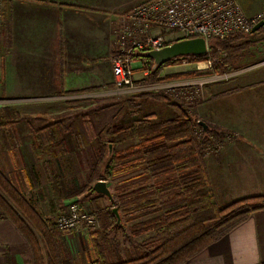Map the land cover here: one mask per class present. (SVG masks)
I'll return each mask as SVG.
<instances>
[{"label":"crops","instance_id":"1","mask_svg":"<svg viewBox=\"0 0 264 264\" xmlns=\"http://www.w3.org/2000/svg\"><path fill=\"white\" fill-rule=\"evenodd\" d=\"M143 1L2 0L0 95L23 100L21 104L34 102L43 108L33 111L39 114L29 119L40 124L38 129L50 126L56 140L64 138L53 125L55 102L81 103L70 98L92 93L84 92L88 89L112 85L110 60L116 53L114 37L119 16ZM236 1L250 12L247 15L264 10V0ZM254 69L238 78L211 85L204 103L194 111L199 119L206 118L204 122L217 126L222 133L221 145L217 147L216 143L215 149L205 157L211 186L222 204L264 194V64ZM144 102L151 108L149 114H154L155 120L175 116L174 109L163 101L146 97L140 105ZM28 120L20 130L18 119L16 128L8 131L7 145L0 144V169L41 216L49 217L59 209L51 194V170L54 165L57 168L56 164H62L51 158L55 152L46 142L41 150H36L38 154L44 151L42 158L27 163L25 154L30 150L17 143L19 138L31 139L36 135ZM82 229L85 231L80 225L65 231L63 236L75 235ZM115 231H109L107 238L114 239ZM104 233L105 230L101 237ZM115 244L114 258L110 254L111 244L102 248L103 260L107 263L127 260L137 253L130 242ZM61 252L62 264H94L95 261L91 249L74 257L61 243ZM0 264H31L29 245L6 219L0 220ZM184 264H264V209L252 212L227 235Z\"/></svg>","mask_w":264,"mask_h":264},{"label":"trees","instance_id":"2","mask_svg":"<svg viewBox=\"0 0 264 264\" xmlns=\"http://www.w3.org/2000/svg\"><path fill=\"white\" fill-rule=\"evenodd\" d=\"M262 30L261 27L256 32ZM243 38L244 34L240 33L225 39L209 38L206 55L178 56L156 68H153V60L145 53L134 55L132 59L140 62L138 69L145 73V76L139 81L136 80V83L158 82L162 69L167 65L179 63L182 58L190 61L212 58L218 65H225L229 70L230 55L243 48L242 44L234 43ZM222 51L225 52L224 57L221 56ZM97 90L100 89H88L84 92ZM186 92L189 93L190 90L187 89ZM146 97L167 103L174 109L175 116L155 120L153 114H146L132 118L131 113L137 111L141 100ZM126 100L129 117L125 116L121 124L127 125L122 127V125L110 124L106 132L110 138H113L116 133L123 131L125 140H136V142L127 152H123L113 150V147L110 150L109 142L99 141V145L94 149L95 158L92 159L90 170L102 167L98 180L105 181L116 173L129 174L134 170H140L143 174L149 173L154 179L162 176L163 182L157 184L155 190L158 194L161 192L168 194L164 200H160L153 197L155 190L147 191L144 190V186H135L133 197L128 200L123 199L120 193L111 192L112 199L108 198L110 208L102 215L104 222L110 227L85 229L89 233L90 248L95 258L94 264H184L199 256L207 246L227 235L252 212L264 209V195L243 197L225 205L217 203L205 163V155L215 149L216 143L221 141L222 133L219 128L208 123L206 129L200 126L198 122L201 119L184 106L185 101H181L178 95L164 91L141 92L129 95ZM3 116L5 121L0 122V133L5 137L9 130H14V112L9 107L4 108ZM49 127L32 129L36 134L35 148L40 147L44 142L51 147H55L56 144L64 147L63 141L56 142L55 138L53 139L54 135ZM143 183H145L144 179H141L140 184ZM79 191L74 195L85 191L95 192L93 185L82 187ZM96 196L104 195L96 193ZM124 204H129L124 213L133 212V216L126 219L134 221L129 228L124 226L121 216L119 215L117 220L112 211L114 207L119 211ZM152 213L154 214L152 218H142ZM2 219L10 220L22 234L29 245L32 264H62L61 243L65 231L52 226L50 219H41L0 173V220ZM49 226L52 227L48 228ZM107 229L117 230L114 239L107 238L109 235ZM103 230L105 233L101 237ZM126 230L130 232L127 233ZM120 232L126 235L137 253L133 258L107 263L103 260L102 248L112 242L116 243ZM150 232H153V235H148L143 241L134 240V236ZM107 240L111 242L108 243Z\"/></svg>","mask_w":264,"mask_h":264},{"label":"rangeland","instance_id":"3","mask_svg":"<svg viewBox=\"0 0 264 264\" xmlns=\"http://www.w3.org/2000/svg\"><path fill=\"white\" fill-rule=\"evenodd\" d=\"M244 11L245 13L250 14V12H248L247 9ZM258 11L264 13V10L263 11L258 10ZM171 36L175 37L176 35L173 34ZM234 44L236 45L242 44L241 46L243 48L240 51L236 49L237 51H234L232 53V56L230 55L229 70H227L225 65L224 66L218 65L217 62L214 61L212 58H206L200 61H190L187 58H182L181 61L177 64H170L165 66L162 69V72L160 74V80L158 82L153 84H146V85H156L158 92L164 91L166 93L178 95V98H180L181 101H185V104L183 103L184 106L187 108L189 106V110H191L192 111L191 113L194 114L197 105L199 106L200 103L201 104L204 103L207 90L211 85L220 84L229 81L232 78H238V76H241L242 74L250 71L251 69L255 70L254 68L256 67L258 68V66L264 64V27L263 30L260 32H255L250 35H244L243 39L239 40ZM221 56L222 57L225 56L224 51L221 52ZM183 60H186L187 62L183 63L182 62ZM139 66H140V62L135 61L133 67V73L137 81H139L140 79L143 78V76H145V73L138 69ZM196 66H198V68H196ZM139 85H145V84H139ZM111 87L112 85L94 91L92 93L84 94L82 96H73L70 98V99L80 100L81 103L76 102V103H71V105H66L67 101L55 102L57 104L56 106H54L56 110L53 111L54 112L53 115H55L54 117L55 121L53 125H56V130L58 131L59 136H64V138L59 137L60 139L58 140L55 139V140L56 142H58L59 140L62 142L64 140L66 145L63 147L64 150L62 146H59L57 144L55 147L51 148L55 152L51 156V158L54 160L55 157L56 163L60 161L62 164V166L56 164L57 168L54 165L53 167L54 169L51 170V178H52V179L50 178L51 179L50 183L52 185L51 194L55 197V200H57V204L59 206V209L52 216L49 217H43L44 215L41 216L38 213L39 212L38 209L26 198V196L23 195L17 188H15L12 185L23 197V199L31 206V208H33L36 211L37 215L41 217V219L43 220L50 219L52 226L56 227L55 224L56 214L64 211L66 207L71 203H77L83 212L90 213L96 217L95 226H92V229H102L103 227L109 226L107 223L104 222V218L102 216L103 213L106 212L108 208H110V201L108 197L106 196L96 197L95 192L91 193L88 191L87 192L85 191L84 193H78L77 195L74 194L77 191H79L82 187H85L87 185L90 186L93 185L99 178V173L102 171V167H99L98 169L95 170H90V165L93 163L92 159L95 158L94 149L97 148V146L99 145V141H102L103 143L109 142L110 150L113 147V150H120L123 152H127L128 148H130L136 142V140H130V139L125 140L123 138L124 136L123 131L116 133L115 137L113 138H110L106 132V129L110 124H117L119 126L122 125V127H125L127 124L125 123L123 125L121 123H123V118L125 116L129 117V110L128 107L126 106V101H127L126 99L131 94H119V95L111 94V89H110ZM188 88L192 89L193 93L195 94L194 99L192 101H188L189 99H186V96L189 94L186 92ZM154 92L155 90L153 91V93ZM22 101L23 100L15 99V98L14 99H9L7 97L4 98L3 96L0 95V116H1L0 122L5 121L3 119L4 117L3 109L7 108L8 105H10V107L15 112L13 116L15 121L13 129L16 128V124L19 119L18 128H20V130H23L24 128L23 126L25 125V123H27L25 121L29 119V116L31 115L35 116V114H39V112L33 113V111H38V110L41 111V109H43L37 106L34 102L21 104ZM21 111H25V113ZM47 111L52 112L50 107H47ZM149 111H151V108H149V105H147V103L144 102V104L139 106L137 111L131 113V117L132 118L140 117L144 115V112H148L149 114ZM47 116H48L47 118H50L49 115ZM205 119H201V120L204 121ZM29 120L31 121L29 122L31 128L37 129L38 126H40L39 123L36 124L33 122V120L31 119ZM7 134L8 132L5 134V137H3L2 134L0 133V144L1 145L3 144V146L7 145L9 139ZM34 138L18 139L17 144L19 145V147L21 146V148L24 147L30 150V152H27L25 154L27 163L28 162L30 163V161L32 162L33 160H34L33 162H36L37 159L42 158L43 156L44 151L39 152V154L36 153V150H41L43 146L35 148ZM54 138H55V134L53 139ZM220 145L221 143L218 142L217 147ZM0 173L11 183V181L4 175L1 169H0ZM134 176H136L137 178H134ZM141 179H144L145 182L142 185L140 184ZM161 182H163L162 176H159L158 179H154L150 177L149 173L143 174L140 170H134L129 174L122 172L116 173L113 175L111 179L106 181V184L111 192H113L114 194L120 193L123 199L129 200L133 197L135 186L136 187L144 186L145 187L144 190L146 189L147 191H151V190L154 191L158 187L157 184H160ZM154 192L155 194L153 195V197L159 198L160 200H164L166 198V195L168 194V192H161L158 194L156 190ZM260 195H264V194H260ZM95 198H99V199L95 201L94 200ZM215 199L219 205H225L231 202L229 201L227 203L222 204L219 202L216 195H215ZM127 207H129V204L122 205L119 208V211L118 208L116 207L114 208L117 209L118 215L121 216L122 221L125 224L124 226L125 227L128 226L129 228V226H131L134 223V221L126 220L130 216H133V212L131 213L123 212ZM153 216L154 214L152 213L149 215H145L142 218L143 219H146L147 217L152 218ZM80 225L81 224H78V226ZM13 226L16 228L14 224ZM52 226H49L48 228H51ZM87 231L88 230L84 231L82 229V232L80 230L75 235H70L68 237L62 236V244L64 246L66 245L67 249L71 252L72 255H74V257L79 252H82L83 254L91 249L90 248L91 244L89 242V235H88L89 233H87ZM126 232L129 233L130 231L126 230ZM112 235L113 233H111L109 237H112ZM148 235L152 236L153 232L147 234L145 233L138 234L134 236V240L138 242L143 241L144 239L147 238ZM125 236L126 235L120 232L117 242L128 244L130 241ZM110 242L111 241H109L108 243ZM110 246H111V251H110L111 258H114L112 255L115 252H117V246L113 242L111 243ZM30 258L32 264L31 252H30Z\"/></svg>","mask_w":264,"mask_h":264},{"label":"built area","instance_id":"4","mask_svg":"<svg viewBox=\"0 0 264 264\" xmlns=\"http://www.w3.org/2000/svg\"><path fill=\"white\" fill-rule=\"evenodd\" d=\"M262 20L263 12L247 15L236 0H145L119 16L114 37L116 53L110 60L111 94L158 92L156 85L136 83L134 55L159 50L182 38L203 37L208 42L209 38L225 39L237 33L250 35ZM2 23L0 0V35ZM173 34L177 36L172 37ZM188 90L186 99L192 101L195 94ZM95 222V216L83 212L77 203L69 204L55 216L56 226L64 231L75 229L78 224L90 229Z\"/></svg>","mask_w":264,"mask_h":264},{"label":"water","instance_id":"5","mask_svg":"<svg viewBox=\"0 0 264 264\" xmlns=\"http://www.w3.org/2000/svg\"><path fill=\"white\" fill-rule=\"evenodd\" d=\"M264 25V20L256 24L252 31L255 32ZM208 51V44L205 38L203 37H194V38H182L174 40L164 46L159 50H149L145 52V55L153 60V68H156L165 62L178 57L185 55H194V56H204ZM199 125L204 129L207 128L206 122L200 120ZM110 148V146H109ZM93 189L96 193L102 194L109 199H112V194L108 188L106 181L99 179L93 184ZM117 220H119V215L116 208L112 209Z\"/></svg>","mask_w":264,"mask_h":264}]
</instances>
